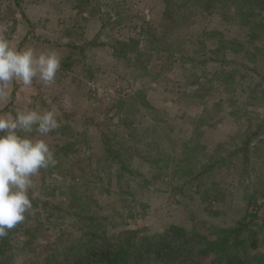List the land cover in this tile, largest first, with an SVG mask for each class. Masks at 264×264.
Listing matches in <instances>:
<instances>
[{"label":"rangeland","instance_id":"374dc122","mask_svg":"<svg viewBox=\"0 0 264 264\" xmlns=\"http://www.w3.org/2000/svg\"><path fill=\"white\" fill-rule=\"evenodd\" d=\"M162 10V0H0V34L12 46L18 49L32 47L37 53L55 50L61 56V67L54 84L46 86L35 79L32 87L26 88L19 81L12 82L10 96L0 100V115L9 112L15 115L25 108L40 113L54 111L60 127L68 125L73 139L66 134L59 135L56 130L60 127L53 136H40L34 132L32 138L46 140L52 151L53 145L61 146L66 142H73L78 150L66 158L54 155L56 165L41 169L32 177L29 195L37 202H46L55 214L62 216L56 224L53 220L47 224V213L39 210L40 221L29 226L37 232L40 242L50 244L61 232L65 236L77 232L78 225L74 226L71 212L78 211V191L84 190L79 186L81 172H87L90 177L97 164L103 167L102 162L96 163L103 156L101 132L114 148L132 147L140 151L151 140L154 128L157 133L163 131L162 148L171 154L172 150L178 151L180 145L192 141L197 149L196 162H201L211 155L229 152L234 148L237 136H243L246 126L254 129L259 119L264 120V83L259 89L262 92L257 91V96L261 93L263 97L261 101L254 106L242 103L253 82L258 81L256 76L242 75L243 84L234 93L215 91V87L209 88L210 84H205L204 80L203 87H188L190 75L185 67L174 61L170 63L165 54L154 59L147 71H135L114 62L107 49L95 43L84 45L98 34L101 42L110 36L120 40L136 38L142 22L158 26L157 33L161 35ZM116 21L118 24H114ZM205 28L221 31L228 38L246 33L238 26L227 25L216 15L198 17L195 25L191 24L184 31L194 37L189 48L196 50L193 44L200 41L199 36ZM258 67L264 74V66ZM89 75L93 79H88ZM216 103L218 106L213 109ZM120 121L132 125L122 128ZM195 130L201 135L197 137ZM251 144L253 149L245 164L249 181L238 176L240 162H236L221 176L213 174V181L209 179L204 183L205 187L217 183L220 191L217 197L204 198L201 193H191L190 197L174 196L171 188L182 181L164 176L154 179V170L147 163L140 159L134 161V170L141 172L150 183L141 195H137L145 208L134 218L127 217L125 226H117L115 230L109 226V233L124 229L160 233L172 224L204 223L208 230L233 228L246 214L245 197L252 196L250 203L260 206V218L254 223L258 244L250 258L246 253L242 258H248L252 264H263L264 127ZM91 181L90 195L102 206L115 205L120 213L122 202L115 178L108 179L100 173V177H90ZM189 192L186 190L185 194ZM183 204L188 207L184 208ZM122 212L124 217L129 216L127 210ZM244 249L250 252L248 246ZM33 258L35 255L29 250L15 252L13 257L14 264H30Z\"/></svg>","mask_w":264,"mask_h":264},{"label":"trees","instance_id":"16d2710c","mask_svg":"<svg viewBox=\"0 0 264 264\" xmlns=\"http://www.w3.org/2000/svg\"><path fill=\"white\" fill-rule=\"evenodd\" d=\"M162 4L159 27L163 34L157 33L158 26L142 22L136 38L120 40L110 36L107 41L101 42L98 34L84 45L95 43L107 49L114 62L144 72L154 59L165 54L170 63L174 61L182 68L185 67L184 70L190 75L186 85L188 87L199 88L204 80L205 84H210L209 88L215 87V91L234 93L243 84L242 75L248 78L256 76L258 81L253 82L242 103L254 106L263 99L261 93L257 96V91L262 92L259 89L264 83V74L258 67L261 64L264 66V0H162ZM16 5L19 6V1H16ZM214 15L227 25L238 26L246 33L228 38L221 31L205 28L199 36L200 41L193 44L196 50L189 48L194 37L184 33L185 29L191 24L195 25L198 17ZM114 24H118V21ZM87 78L93 79L92 75ZM217 106L218 103L213 104L212 108ZM130 125L131 122L120 121L122 128ZM263 127L264 120L261 119L254 129L246 126L243 136H237L238 140L232 150L218 156L211 155L201 162H196L197 149L192 141L180 145L179 150H172L171 154L162 148L165 139L163 131L157 133L154 128L151 140L140 151L132 147L114 148L105 133L101 132L103 156L96 163L102 162L103 167L97 164L90 177H100L101 173L108 179L115 178L119 186L117 193L121 195V209L127 210L129 216L124 217L115 205L99 204L90 195V177L87 172H81L79 177L82 181L79 186L84 190L78 191V211L71 212L75 219L74 226L78 225L75 235L69 233L65 236L61 232L50 244L40 242L37 232L29 226L40 221L39 210L47 213V224H51L52 220L56 224L62 216L55 214L46 202H37L29 195L32 208L25 214V220L9 230L5 237H0V264H14L15 252L25 250L35 255L30 264H252L248 258L258 244L254 223L260 218V206L250 203L252 196L245 197L246 214L233 228L208 230L204 223L189 226L172 224L160 233L124 229L113 234L109 233L108 228L110 226L115 230L117 226H125L127 217L134 218L137 212L145 208L137 195H141L150 183L141 172L134 170V161L140 159L147 163L154 170V179L155 176H164L182 181L171 188L170 192L174 196L190 197L191 193H201L204 198L217 197L220 196L217 183L208 187L204 183L209 179L213 181V174L218 176L228 171L236 162H240L238 176L249 181L245 164L253 149L251 142L259 136ZM67 128L68 125L61 126L56 131L59 135L66 134L69 139H73L74 136ZM194 134L198 137L201 132L195 130ZM49 135H55L54 131ZM56 145H53L55 156L60 154L66 158L69 153L78 151L73 142ZM186 190L190 191L187 195ZM183 207L188 206L183 204ZM246 246L250 249L249 253L244 249ZM245 253L248 258H242Z\"/></svg>","mask_w":264,"mask_h":264},{"label":"clouds","instance_id":"9594fccd","mask_svg":"<svg viewBox=\"0 0 264 264\" xmlns=\"http://www.w3.org/2000/svg\"><path fill=\"white\" fill-rule=\"evenodd\" d=\"M60 67L61 56L55 50L18 49L0 34V100L10 96L14 81L26 88L35 79L46 86L54 84ZM59 127L57 114L51 110L40 113L25 108L15 115H0V237L23 222L32 208V177L57 163L46 140L28 134L45 136Z\"/></svg>","mask_w":264,"mask_h":264}]
</instances>
